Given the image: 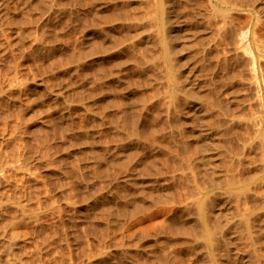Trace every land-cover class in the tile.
Wrapping results in <instances>:
<instances>
[{"label": "rangeland", "instance_id": "obj_1", "mask_svg": "<svg viewBox=\"0 0 264 264\" xmlns=\"http://www.w3.org/2000/svg\"><path fill=\"white\" fill-rule=\"evenodd\" d=\"M0 248L264 264V0H0Z\"/></svg>", "mask_w": 264, "mask_h": 264}, {"label": "bare ground", "instance_id": "obj_2", "mask_svg": "<svg viewBox=\"0 0 264 264\" xmlns=\"http://www.w3.org/2000/svg\"><path fill=\"white\" fill-rule=\"evenodd\" d=\"M27 218H28V217H27ZM15 220H16V219H14V221H15ZM20 220H21V219H20ZM25 220H26V219H25ZM16 221H17V220H16ZM18 221H19V219H18ZM21 222H22V221H21ZM12 223H14V222H12ZM12 223H11V224H12ZM17 223L20 224V222H17ZM22 223H23V222H22ZM14 224H16V223H14ZM14 224H13V225H14ZM11 226H12V225H11ZM11 226H10V227H11ZM15 226H16V225H15ZM12 227H13V226H12ZM11 229H12V228H11ZM15 230H17V229H14V228H13V229H12V232L9 231V232L11 233L10 241H9V242H8V241H5L6 243H7V242H8V243H7V245H5V249H4V250L2 249L3 251L7 250L8 253H9V252L11 251V249H12V250L15 249V247L13 248V245L15 244V240H16V238H17V237L19 238V236H17V234H19V232H20V230H17L18 233L16 234ZM10 233H9V234H10ZM16 236H17V237H16ZM6 238H7V237H6ZM2 245H3V244H2ZM15 246H16V245H15ZM3 248H4V247H3ZM0 249H1V248H0ZM2 250H1V251H2ZM1 251H0V252H1ZM8 253H7V254H8ZM10 253H11V252H10ZM10 253H9V254H10ZM13 253H14V252H13ZM0 255H1V253H0ZM5 255H6V253H5ZM16 255H17V254H16ZM3 256H4V254H3ZM7 257H11V255H10V256H7ZM14 257H15V256H13V258H14ZM17 257L19 258V256H17ZM0 258L3 259V257H0ZM18 258H16V259H18ZM0 260H1V259H0ZM2 261H3V260H2ZM0 263H1V261H0Z\"/></svg>", "mask_w": 264, "mask_h": 264}]
</instances>
